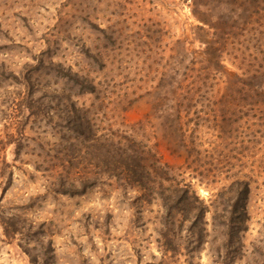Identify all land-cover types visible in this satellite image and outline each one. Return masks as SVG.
<instances>
[{"label":"rangeland","instance_id":"1","mask_svg":"<svg viewBox=\"0 0 264 264\" xmlns=\"http://www.w3.org/2000/svg\"><path fill=\"white\" fill-rule=\"evenodd\" d=\"M198 24L187 0H0V264H264V100L254 98L250 117H226L227 141L200 134L204 150L228 144L236 167L223 177L240 170L249 181L227 249L211 225L203 240L185 220L165 228L158 198L98 166L79 126L82 116L94 139L133 146H152L161 125L168 134L175 101L164 89L171 96L179 67L193 65ZM73 165L85 188H64L54 174Z\"/></svg>","mask_w":264,"mask_h":264},{"label":"trees","instance_id":"2","mask_svg":"<svg viewBox=\"0 0 264 264\" xmlns=\"http://www.w3.org/2000/svg\"><path fill=\"white\" fill-rule=\"evenodd\" d=\"M187 1L199 23L194 27L198 32L196 37L188 35L192 36V44L200 46L194 49L193 65L189 69L179 67L177 77H173L175 82L167 86L172 89V95L164 89L163 94L175 101L168 112L174 118L171 128L167 127L169 133L161 131V125L162 128L154 132L152 146L150 143L145 145L144 139L133 146L126 144L131 143L129 138L102 141L101 136H97L94 139L91 122L86 118V123H80L85 119L82 116L79 126L85 124L84 127H88L89 135L83 139L90 141L87 148H92L98 166L105 165L118 176L136 177L134 188L146 193L151 190L149 194L158 198L165 213V228L174 233L185 220L190 224L191 237L203 240L205 228L211 225L212 231L217 233L213 242H222L223 249H227L235 241L231 229H237L246 216L241 206L250 191L249 181L241 178L243 172L240 170L223 177L224 168H229L226 170L230 173L231 167H236L230 165L232 157L228 153V144H225V150L221 145L212 151L204 150L200 134L212 130L221 141H227L226 117L235 111L240 112L242 118L250 117L257 103L254 98L264 100V0ZM83 86L88 88L86 94L93 92V87ZM162 88L163 85L157 95L162 94ZM223 133L227 136H220ZM102 142L107 143L108 148L100 145ZM203 155L210 160H205ZM227 165L230 167H224ZM81 167L73 165L63 172L57 167L54 174L64 179L61 180L64 188H85L84 182L90 179L85 178ZM70 170H74L72 177L68 173ZM185 175L189 176L190 182L181 183ZM192 180L210 193L215 190V200L206 203ZM220 182L222 186H218ZM221 200L231 208L229 211L218 212L217 205Z\"/></svg>","mask_w":264,"mask_h":264}]
</instances>
